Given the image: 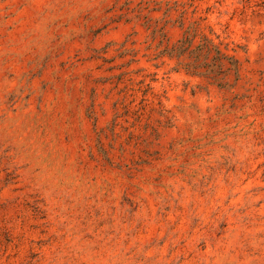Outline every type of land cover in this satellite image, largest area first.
Instances as JSON below:
<instances>
[{
	"label": "rangeland",
	"instance_id": "374dc122",
	"mask_svg": "<svg viewBox=\"0 0 264 264\" xmlns=\"http://www.w3.org/2000/svg\"><path fill=\"white\" fill-rule=\"evenodd\" d=\"M0 264H264V0H0Z\"/></svg>",
	"mask_w": 264,
	"mask_h": 264
}]
</instances>
